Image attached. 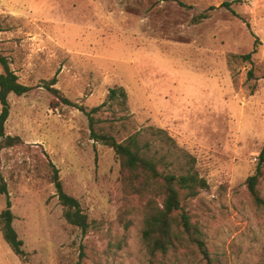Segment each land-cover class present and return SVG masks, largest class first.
Listing matches in <instances>:
<instances>
[{
    "label": "rangeland",
    "instance_id": "1",
    "mask_svg": "<svg viewBox=\"0 0 264 264\" xmlns=\"http://www.w3.org/2000/svg\"><path fill=\"white\" fill-rule=\"evenodd\" d=\"M0 49L32 87L9 95L6 132L23 143L0 150L28 259L0 230V264H264V206L247 184L264 146V0H0ZM250 52L252 62L240 57ZM55 75L89 108L123 86L138 128L165 129L195 157L209 188L185 207L211 261L194 248L149 254L145 201L124 194L120 160L90 138L84 112L53 107L44 85ZM47 158L88 214L87 233L65 219ZM259 189L264 198V176Z\"/></svg>",
    "mask_w": 264,
    "mask_h": 264
},
{
    "label": "trees",
    "instance_id": "2",
    "mask_svg": "<svg viewBox=\"0 0 264 264\" xmlns=\"http://www.w3.org/2000/svg\"><path fill=\"white\" fill-rule=\"evenodd\" d=\"M244 1V0H237ZM224 6L232 8L231 2ZM210 7L197 13L193 20L201 22L210 16ZM237 14V13H236ZM256 39L255 45L259 44ZM253 52V51H252ZM252 52L240 55L243 60L252 62ZM0 150L22 144L19 135L6 132V122L10 115L9 95L18 96L28 93L32 87L22 83L11 68L9 57L0 49ZM250 74H254L250 70ZM55 75L45 82V87L53 94V107L66 104L77 107L87 116L90 138L107 145L115 151L120 160V180L122 190L129 198L134 195L142 198L144 213L141 236L150 255H165L170 251L178 252L194 248L207 261H211L202 233L192 222L186 201L196 197L200 191L209 188L208 181L196 170V159L186 149L180 148L175 139L165 129L147 126L138 128L131 117L128 106V93L123 86L110 89L107 99L101 104L86 107L66 97L55 87ZM106 112L110 116L103 118ZM49 168L61 205L68 223L87 233L91 224L88 214L80 200L69 194L63 186L59 169L47 158ZM264 176V146L259 154L255 172L247 179L249 192L256 204L264 206V198L259 189ZM0 195L5 197V206L0 212V230L11 250L23 261L28 259L24 241L15 226V213L8 184L0 174ZM126 217H122L124 222ZM127 227V224H126Z\"/></svg>",
    "mask_w": 264,
    "mask_h": 264
}]
</instances>
